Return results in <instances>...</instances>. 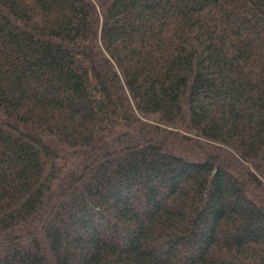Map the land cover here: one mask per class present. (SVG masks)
<instances>
[{
	"label": "trees",
	"instance_id": "1",
	"mask_svg": "<svg viewBox=\"0 0 264 264\" xmlns=\"http://www.w3.org/2000/svg\"><path fill=\"white\" fill-rule=\"evenodd\" d=\"M0 264H264V0H0Z\"/></svg>",
	"mask_w": 264,
	"mask_h": 264
}]
</instances>
